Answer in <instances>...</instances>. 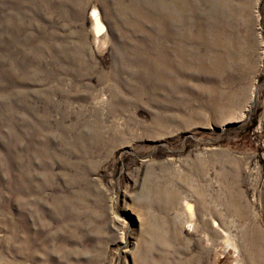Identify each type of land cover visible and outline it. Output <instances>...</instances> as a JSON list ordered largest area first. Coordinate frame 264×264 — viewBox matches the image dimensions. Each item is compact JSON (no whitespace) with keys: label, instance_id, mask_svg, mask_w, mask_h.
<instances>
[{"label":"rangeland","instance_id":"1","mask_svg":"<svg viewBox=\"0 0 264 264\" xmlns=\"http://www.w3.org/2000/svg\"><path fill=\"white\" fill-rule=\"evenodd\" d=\"M0 264H264V0H0Z\"/></svg>","mask_w":264,"mask_h":264},{"label":"bare ground","instance_id":"2","mask_svg":"<svg viewBox=\"0 0 264 264\" xmlns=\"http://www.w3.org/2000/svg\"><path fill=\"white\" fill-rule=\"evenodd\" d=\"M92 21L94 22L95 19H93ZM95 22H96V21H95ZM97 23H98V22H97ZM99 23L101 24V22H99ZM100 32H101V31H100ZM187 205H188V204H187ZM187 207H188V208H187L188 210H191V207H190V206H187Z\"/></svg>","mask_w":264,"mask_h":264}]
</instances>
